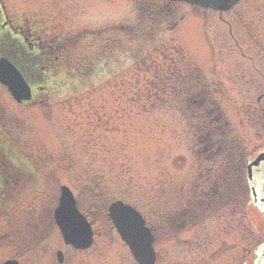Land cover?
Segmentation results:
<instances>
[{
	"label": "rangeland",
	"instance_id": "obj_1",
	"mask_svg": "<svg viewBox=\"0 0 264 264\" xmlns=\"http://www.w3.org/2000/svg\"><path fill=\"white\" fill-rule=\"evenodd\" d=\"M0 2L9 17L41 24L57 46L55 83L42 81L36 93L49 97L48 106L19 105L0 86V152L12 166L22 153L52 194L35 200V212L51 214L67 184L101 245L112 239L107 206L121 199L156 230L157 264H191L198 253L190 257L184 241L193 230L171 221L215 170V178L238 180L246 197L207 222L212 250L199 261L225 264L251 251L258 238L246 167L264 150V0L226 12L163 0L158 14L140 0ZM260 177L264 190V163ZM5 247L7 258L30 264L29 252Z\"/></svg>",
	"mask_w": 264,
	"mask_h": 264
},
{
	"label": "flooded vegetation",
	"instance_id": "obj_2",
	"mask_svg": "<svg viewBox=\"0 0 264 264\" xmlns=\"http://www.w3.org/2000/svg\"><path fill=\"white\" fill-rule=\"evenodd\" d=\"M40 27L41 24L31 23L27 17L19 18L11 14L9 17L5 6L0 2V59L10 61L23 74L32 89V100L36 95V89L34 90L33 86L37 85V89H41L44 87L41 84L45 83L47 86L48 83L53 82L55 75L52 65V54H54L55 47L53 41H49L40 32ZM30 103V101L22 102V105ZM23 158L25 156L22 153H16L15 166H7L4 165L7 159L0 152V264H4L7 260H18L19 264H23L18 255L7 258L6 251H4L6 243L14 245L15 254L22 253L23 250L29 252L31 254L30 264H139L130 248L121 241L112 224V239L107 242L103 241L101 245H96L98 237L96 233H93L92 245L87 248H78L66 243L54 220L53 210L51 214L34 211L32 205L36 199L45 193L47 197L52 194L50 190L42 188L44 180L37 170L39 167L26 165ZM263 163L264 161L260 166L253 167V180L248 181L255 218L254 222L249 223L257 228L255 234L258 240L251 248L250 257L247 258L243 253L237 256L229 255L225 264H264L262 176L256 182L257 173ZM213 173L215 175V170ZM214 175L210 173L207 180L197 183V187L191 190L189 205L184 207L178 219L171 221V226L175 229L189 227L193 230V240L184 241L187 245L186 249H191V252L188 251L190 257L194 249L198 253L196 255L198 260L191 264H209L199 261L200 253L212 250V246L210 248L207 245L208 237H212L207 222L212 221L215 216L218 219L225 217L222 208L232 201L236 203L245 201L246 190L238 180L223 181L222 175L216 176L217 178ZM252 187L256 191V196L252 194ZM233 193H235L234 198H232ZM51 200L53 201V197ZM51 207L50 203L47 210ZM240 214H242L240 217L241 230H239L238 242L243 248L246 246L247 215L244 212ZM146 225L151 228L154 244L156 230L149 225L148 220H146ZM156 253L158 259L157 249Z\"/></svg>",
	"mask_w": 264,
	"mask_h": 264
},
{
	"label": "water",
	"instance_id": "obj_3",
	"mask_svg": "<svg viewBox=\"0 0 264 264\" xmlns=\"http://www.w3.org/2000/svg\"><path fill=\"white\" fill-rule=\"evenodd\" d=\"M188 2H195L204 6H209L212 7L214 9H219V10H227L229 9L235 2H237L238 0H186ZM6 79L5 84L9 86V89L12 91V94L18 99L21 100V98H25V84L24 82L22 83L21 80L22 79L16 74H13V78L9 79L7 76L4 77ZM24 94V95H23ZM264 158V154H262V156L258 157L256 161H254L252 163V165H258L259 162ZM252 165L249 166V174H250V178H251V167ZM65 198L68 199V195H65ZM115 205H120L122 206L120 209L125 211L126 213L124 214H128L129 213V208L126 206H123L122 204H115ZM118 206H114L113 208H111L112 211V215L113 216H117L120 211L118 210V208H116ZM134 213V212H133ZM122 230H124V228H122ZM136 230V229H134ZM123 237L127 240H131L132 236H130L127 232H121ZM73 242V241H72ZM73 243H77L79 244L78 241H74ZM133 245V243H131ZM81 245V244H79Z\"/></svg>",
	"mask_w": 264,
	"mask_h": 264
},
{
	"label": "trees",
	"instance_id": "obj_4",
	"mask_svg": "<svg viewBox=\"0 0 264 264\" xmlns=\"http://www.w3.org/2000/svg\"><path fill=\"white\" fill-rule=\"evenodd\" d=\"M158 1H159V2H158ZM140 2H141V4H143V6H144L145 8H147L149 5L153 4V5L155 6V8H156V11H157L156 14H158V12L161 13L160 8H162V6H163V5H162L163 0H156V2H158V4L153 3L154 0H140ZM172 5H173V4H170L171 7H172Z\"/></svg>",
	"mask_w": 264,
	"mask_h": 264
},
{
	"label": "bare ground",
	"instance_id": "obj_5",
	"mask_svg": "<svg viewBox=\"0 0 264 264\" xmlns=\"http://www.w3.org/2000/svg\"><path fill=\"white\" fill-rule=\"evenodd\" d=\"M241 1H242V0H241ZM241 1H240V2H241Z\"/></svg>",
	"mask_w": 264,
	"mask_h": 264
}]
</instances>
